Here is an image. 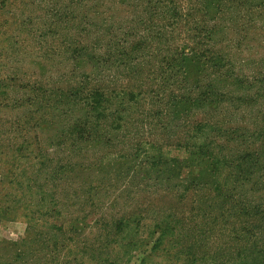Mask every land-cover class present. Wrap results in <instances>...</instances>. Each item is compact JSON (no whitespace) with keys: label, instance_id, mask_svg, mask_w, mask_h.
<instances>
[{"label":"rangeland","instance_id":"obj_1","mask_svg":"<svg viewBox=\"0 0 264 264\" xmlns=\"http://www.w3.org/2000/svg\"><path fill=\"white\" fill-rule=\"evenodd\" d=\"M134 1L82 0L85 9L87 8V14L81 21L85 28L81 39L78 40L79 30L74 31L75 27L70 24V19L64 18L68 10H78L76 2L70 4L68 0H0V208L4 209V214H2L4 218L0 220V264H7L10 259V264H46V260L48 264L52 263L54 256H45L42 252L41 256L45 258L40 260L32 249L33 247L36 249L40 243L42 245L39 236L42 238L55 232L53 220L51 221L48 216L41 214L33 215V219H30L25 215L28 210L7 211L6 207L29 205V209L31 208L32 211L36 208L43 210L42 203L38 206L37 197L43 198L45 202L54 192L53 186L58 192L56 196L60 202L58 205L62 207V212L56 213L58 216L56 218L60 219V216H64V219H67L69 216L71 222L76 221L80 230V235L77 236L80 239L79 242L87 241L88 243L89 250L85 252L86 262L83 264H140L142 258L147 264L224 263L210 261V257L215 250L219 249L220 253L225 250L226 239L221 238L220 230H214L213 223L207 218L208 216L203 218L205 225L199 223L201 212L199 214L198 212L202 211L204 206L207 207V211L216 212V202L211 203L210 196H208L210 206L208 201L205 205L200 201L202 195L199 192L205 194L207 188L198 191L199 194L193 197L191 195L194 193V187L197 186L188 184L193 191L188 190L187 196H182L179 199V189L175 192L178 195H171L168 191L162 190L167 184L175 185L181 181L173 180L161 183L155 181L154 178L144 181L147 180L146 174L140 171L137 176L138 182L135 180L130 184L127 182L122 184L123 181L118 179L115 186L110 187V198L106 200L104 207L92 209L90 206L76 205L77 200H74L76 179L69 175L70 172L66 174L64 172L70 161L73 164H89L97 161L99 157L114 159L116 153L130 152L132 146L129 143L126 146L125 141L134 143L136 138L145 140V149H150V145L147 143L152 139H158L163 145L168 140H166L167 135L164 134L162 127L167 129L166 134L168 135L170 134L169 129L178 127L176 131L181 133V135L179 134L180 137H183L181 141L186 140V128L192 123H224V127L232 125L234 130H236L234 126L239 125L241 128L238 129L241 134L248 130H254L253 125L257 124L254 122L259 121L255 115L260 110L264 111V95L262 93L254 94L259 89L258 83L253 87L246 86V84L244 88H226L227 82L218 79L212 80L214 77L212 69H209V72L204 69L196 79L195 71L197 72V69L201 68L199 62L202 61L193 55L188 57L190 60L185 58V61H180L174 66L180 47L184 43L190 45L192 43L191 39L185 40V34L179 38L178 36L174 37L168 31V46L161 55L159 50L162 46L150 42L148 48L139 49L138 55L135 57L137 61L135 60L133 65L125 67L126 65L120 66L118 62L117 64L115 62L117 46L112 49L111 35L121 37L124 32L135 31L137 12L140 13L143 8L142 6L136 7L133 4ZM73 4L76 5L75 8H71ZM133 32H131L129 41L135 43L139 41L141 35L138 30ZM256 33L258 34H252L249 37L250 40L244 43L247 49L233 50L232 48L230 50L225 49L224 45L218 46L223 51L230 52V55H235V60L240 63L238 71L245 69L242 70L244 76L256 75L253 74L255 70H259L260 66L264 64L260 61L252 62L264 58V29L261 34H259L260 30ZM213 36L217 40L231 39L233 34L230 30L218 31ZM253 39L262 41V44ZM98 40L102 41L98 42ZM78 41L80 46H87L88 51L85 55L79 56L77 52H72L78 47ZM123 50L122 45L120 51ZM90 51L94 53H88ZM103 53L112 54L113 60L109 65L104 66L90 57V54L95 57V55L101 56ZM136 54L137 51H132L133 56ZM78 61L84 62L81 64L82 67H74ZM169 61L172 63L168 64ZM74 70L90 77V80L86 81L87 84L84 85L86 91L98 88L100 83L108 89L116 86L117 97L115 95L113 100H110L112 104L109 105L108 111L104 109V105L107 108L108 106L106 103L102 104L103 100L100 103L103 107L97 111L95 106L91 105L96 99L100 100L99 92L92 93L89 98L84 95L85 102L78 101V106L67 104L70 107L68 108L59 105L61 111L58 107L56 109L58 105L52 107L51 111L44 109L48 106H45L47 99L54 101L60 97V93L63 95L68 88L66 84L70 81ZM177 75L178 78L174 79ZM247 79L249 80L250 77ZM195 83L197 87L192 89ZM211 86L216 87L215 90L222 92L223 96L217 97L215 100L214 97L204 96L207 94L206 90L213 89ZM230 89L231 91H229ZM44 92L47 95L42 100ZM120 92L122 94L119 96ZM129 92L141 94L130 101V96L125 95ZM234 94L244 97L248 95L249 99L240 103L230 102L228 97H233ZM171 96L185 101L184 103L191 99V104H197L190 106L189 103L188 105L180 103L179 107L172 109V104L168 102L173 100ZM192 100L197 102H192ZM212 101L218 103L219 106L216 109ZM39 102L42 104L41 108L38 106ZM125 102H128L129 105H126ZM130 106L132 111L129 110ZM66 109L68 112L65 111ZM173 112L176 113V118L175 116L171 118ZM100 113L107 115V118L102 117V122H100L102 120L99 117ZM47 119H52L59 124L53 127L52 124H48L50 122ZM96 122H100L101 127H106L105 129L108 131L104 133V130L101 133V129L94 139L93 129H90V126ZM70 123H80L82 127L88 128L85 133L86 140L76 142L80 146L86 145L88 148L86 152L80 154L73 150L70 152L68 142H71L70 132L74 130L73 126H69ZM184 123L189 124L188 127H184ZM226 123L228 124L225 125ZM258 123L262 124L260 121ZM110 127H112L111 131ZM244 127L248 128L245 130ZM182 132H185V135ZM200 133L202 135L204 131H200ZM116 134H119L123 141L122 144H116ZM172 137L174 140L179 136L175 134ZM95 140H99V147L95 148L97 154L92 151L93 147H87ZM168 149L173 151L171 155L177 156L179 160L183 159L181 151H176L177 148L168 146ZM13 154L18 157L17 160L11 159ZM60 166L63 167L62 171L57 170ZM42 168L44 169L42 170ZM198 168L195 166V169ZM189 172L190 168L183 167L182 175ZM12 174L14 176H11ZM52 175H55L54 178ZM153 177L155 176L153 175ZM83 179L87 181L92 177L84 176ZM185 184L186 182L182 183V185ZM159 190L169 195L156 205L155 202L159 199V193H157ZM31 205L32 207H30ZM65 205L71 210L68 214ZM6 212L7 214H5ZM133 213H137L136 220L124 222L127 225V235L121 233L123 237L120 236L121 234H118L117 237L111 234L106 238H101L107 234L108 229L114 230L115 224H110L112 219H120L125 215L129 217ZM227 213H229L228 210L226 215ZM102 219L105 223H109L98 224L97 221H102ZM82 221H86L87 226L83 225ZM54 222L60 223L59 221ZM137 225L141 227L140 232L131 236V232ZM162 226L169 228L172 234L168 236L169 240L163 245L164 250L158 249L151 256H145L144 249H148L147 252L152 251V246L157 238L156 233L154 237H148L149 233L153 232L152 229L162 230ZM216 227L218 226L216 225ZM57 231L65 235L73 233L70 228L69 230L67 228L65 232ZM196 235H202V244H206L204 237L210 236L206 244L210 249L207 260L195 258V251L198 250L193 247L189 248L191 247L189 245L196 240L194 237ZM26 237L28 239L22 242ZM33 239H36V243L32 241ZM8 243L12 245L11 249L6 247ZM217 243H220V246ZM101 244L105 246V250L97 262L91 263L90 252L93 250V252H100ZM15 248L26 249L25 255H21L17 259L15 254L11 257L10 252H15ZM185 248L187 251L193 252V256H188ZM106 251L107 254H105ZM1 259L4 260L3 263H1ZM245 263L244 260L243 264Z\"/></svg>","mask_w":264,"mask_h":264},{"label":"trees","instance_id":"obj_2","mask_svg":"<svg viewBox=\"0 0 264 264\" xmlns=\"http://www.w3.org/2000/svg\"><path fill=\"white\" fill-rule=\"evenodd\" d=\"M68 2H70V4L72 2L78 4V10H68V13L64 15V18H67L68 20L70 19V24L75 27L74 31L79 30L77 38L80 40L82 37L81 34L85 28L81 21L87 14V8L85 9L82 0H68ZM133 4H135L136 7L142 6L143 8L140 10V13L137 12L135 23V31L138 30L141 35L138 39L139 41H136L135 43L129 41L131 32L133 31L124 32L121 37L118 35H111L112 39L110 43L113 46L112 49L117 46L115 62H118L120 66L126 65L125 67H130L133 65L139 49L142 50L148 48L147 46L150 42L158 43L162 46L159 50L161 55L163 50L168 46V31H170L174 37L178 36L179 38L185 34V40L191 39L192 43L191 45L189 43H184L182 46L180 45L181 47L180 50H178L179 52L177 53L174 66L180 61H185V58L190 60L188 57L193 55L202 61L199 62L201 68H198L197 72L195 71L196 79H198L199 75L203 73L204 69L208 72L209 69H212V72L214 73L212 80L215 81V79H218L219 81L227 82V85H225L226 88H244V85L246 84V86L253 87L258 83L259 89L254 94L260 95V93H262L264 95V64L263 66H260L259 70H255V73L253 74L256 75L244 76L242 70L245 69H240L238 71L240 63L235 60V55H230V52L227 53V51H223L218 47L224 45L225 49L230 50L232 48L233 50L247 49L244 46V43L247 42V40H250L249 37L252 34H258L256 33L258 30H260L259 34H261L264 29V0H135ZM73 5H71V8H75L76 5ZM229 30L232 31L233 34L231 39L217 40L213 36L214 33L218 31L222 32ZM109 33H111V31H109ZM114 40L117 42H114ZM253 40L262 44V41L259 39L260 42L255 39ZM101 41L102 40H98V42ZM77 44L78 47L73 49L72 52H77L79 56L85 55L88 51L87 46H80L79 41ZM122 45L124 50L120 51ZM257 46L259 47V45ZM107 48H109V46H107ZM132 51H137V54L133 56ZM88 53L94 52L90 51ZM106 53H103L101 56L95 55V57H92L90 54V57L105 66L109 65L113 60L112 54L109 53L106 55ZM256 53H259V51H256ZM79 61L74 67H80L81 64L84 63ZM172 61L174 60L172 59ZM172 61H169L168 64H171ZM258 61L264 62V58L252 62ZM174 66L172 67L174 68ZM78 72L79 71L77 70L73 71L70 81L66 84V87L68 86V88L63 95L60 93V97L54 99V101L46 98L47 103H45V106H48L44 109L51 111V109H53L52 107L55 105H58L56 106V109L57 107L59 109V105H64L68 108L70 107L67 104L70 106H78V101L86 100L84 95L89 98L92 93L99 92L98 95L100 100L96 99L93 104L91 103L92 107L95 106L94 108L96 111L99 108H102L103 106L100 103L101 100H103L102 104L106 103L108 106L107 108L104 105V109H107V111L109 110V105L111 106L112 104L110 100H113L116 95V86L112 89H108L100 83L98 88L86 91L84 85L87 84L86 81L90 80V77ZM248 77H250L249 80L247 79ZM177 78L178 75L174 79ZM163 79L165 81V78ZM196 87L195 83L192 89H195ZM211 87L213 89L206 90L207 94L204 96H209V98L214 97V100L215 98L217 99V97L223 96L222 92L215 90L216 87ZM231 89L229 91H231ZM120 94L122 93L120 92L119 96ZM140 94L141 93L137 94L135 92H129L125 95H129V100L131 101L137 98ZM45 95L47 94L44 92V96L42 95L41 97L42 100L45 99ZM171 97L173 100H169L168 102L172 104V109L174 107H179L180 103L185 102L181 101V99H176L173 96ZM248 97V95L244 97L241 95L236 96L234 94L233 97H228V99L230 102L240 103L249 99ZM192 102L197 101L192 100ZM212 102L214 103V101ZM125 103L126 105H129L128 102ZM188 103L190 106H195L197 104H191L190 99L183 105H188ZM214 104L216 109L219 105L217 102ZM38 106L41 108V102L38 103ZM59 110L61 111V109ZM129 110L132 111L131 106ZM65 111L68 112L67 109ZM103 114L104 113H100L99 117H101V119L102 117L107 116ZM174 116L175 118L177 116L175 112H173L171 118ZM255 117H258L262 124H259V121L256 120L254 123L257 124L253 125L254 130H248L241 134L238 129L241 128L239 125H235L234 127L236 130H234L232 125H229L227 128L224 127V123H192L189 127V124L184 123L183 126L188 127L185 131V141H181V138L183 137H180L181 133L176 131L178 127L169 129V135L166 134L167 129L162 127L164 134L167 135L166 140H168L166 141L167 143L164 142L163 145L160 144L158 139H152V141L147 143L150 145V149H145V140L136 138L134 143L132 141H125L126 146L128 143L132 146L130 152L116 153V158L114 159H102L99 157L97 161L89 164H73V162L70 161L64 172L65 174L70 172L69 175L71 177L74 176L76 179V195L74 196V200H77L76 205H81V207L86 205L90 206L92 209H102L106 200H109L110 198V187L115 186L118 179L123 181L122 184H126V182L130 184L135 180L137 181V176L140 171L146 174L147 180L142 178L144 181H149L152 178L161 183H167L173 180L181 181L179 184H172L173 186L167 184L162 190L168 191L171 195H178L175 194V192L179 189V199H181L182 196H187L188 190L193 191L192 188H189L188 184H191V186L194 184L197 187H194V193H192L191 196L194 197L200 193V195H202L200 201H202L203 205L207 204V201L209 205L208 196L212 198L211 203L213 201L216 202L215 213L207 211V207L205 206L202 211L199 210L198 214L201 212L200 225H205L203 218L208 216L207 218L213 223L214 230H220L221 238L226 239L224 244L225 250H223L222 253L218 252L219 249L217 251L215 250L210 257V261L224 262L227 264H243L245 260V264H264V111H258V114L255 115ZM75 120L77 121L78 119ZM47 121L50 122L48 124H52L53 127H56L59 124L52 119H47ZM102 121L103 119L100 120V122ZM100 122L93 123L90 126V129H93L94 139L101 132V129V133H103L104 130V133H107L108 131V129H105L106 127H101ZM227 124L228 123L225 125ZM69 126H73L74 128V130L70 132V136H72V139L70 140L71 142H68L70 152L71 150L79 154L86 152L88 150L86 145L80 146L76 144V142L86 140L87 137L85 133L88 128L84 126L82 127L80 123H70ZM77 128H79V130L76 131ZM111 128L112 127L109 129L110 131ZM244 128L246 130L248 127ZM200 131H204V134L202 133L201 135ZM185 132H182V134L185 135ZM175 134H178L179 137L178 139L172 140V136ZM122 142L119 134H116V144H122ZM98 144L99 140H95L93 144H88L87 147H93L92 151L97 154L95 148L99 147ZM168 146L177 148L176 151H181L183 159L179 160L177 156L171 155V152L173 151L168 149ZM149 153L150 155H148ZM13 157L11 159H18L15 154H13ZM195 166L199 168L195 169ZM183 167L190 168V172L182 175ZM43 169L44 168H42V170ZM57 170L62 171L63 167L60 166ZM153 175L155 177H153ZM11 176H14V174ZM52 176L54 178L55 175ZM84 176L88 178L92 177V179L84 181ZM183 182H186V184L182 185ZM53 189L55 193L53 192L49 195L45 202L43 201V198L37 197L38 206L42 203L45 212H43L42 208H36V210L32 211L31 208L29 209V205H23L22 207L20 205H10L7 206L6 209L7 211H15L17 209L28 210L25 215L30 219H33V215L38 216L41 214L43 216H48L51 221L53 220L52 224L55 225V232L51 235H45L42 238L39 236L38 238L41 239L43 247L39 241L40 245L36 249H34V247L32 249V251L34 250L35 254L39 256L38 258L40 260L45 258L41 256L44 254L45 256H54L52 263L49 264H83L86 262L85 252H88L89 250L88 243L87 241L79 242L80 239L77 238V236L80 235V230L76 225V221L71 222L69 216H67L68 222L67 219H64V216H60V219L56 218L58 217L56 213H61L62 207L58 205L60 202L56 198L58 192L55 186H53ZM204 189H206L205 191L207 193H197ZM157 193H159V199L155 202L156 205L169 195L160 192V190ZM30 207H32V205ZM65 209L67 214L70 213L71 210L67 208L66 205ZM3 210V208H0V220L4 218L2 215L4 214ZM80 210L84 212L82 208H80ZM227 210L229 213L226 215ZM5 214H7V212ZM28 214H31L32 216ZM136 216L137 213H133V215L129 217L125 215L120 219H112L110 224H115V227H113L114 230L110 231V229H108L107 234L101 238H106V236L111 234L116 235L117 237L118 234L121 233L127 235V225H125L124 222L135 221ZM100 218L103 217L100 216ZM54 221H59L60 223H55ZM81 223L85 226L88 224L86 221H82ZM97 223L108 224L109 222L105 223L104 219H102V221H97ZM216 225L218 227H216ZM163 226L162 230L160 229L156 231L152 229L153 232L149 233L148 237H154V234L156 233L157 238L152 246V251L147 252L148 249H144L145 256H151L152 253L158 249L164 250L163 245L169 240L168 236L172 234L169 228H164ZM67 228L68 230L69 228L72 230L71 232H73V235H65L57 231L61 230L62 232H65ZM134 228L133 232L130 231L132 233L131 236H133V234L137 235L141 229L139 225ZM202 235L194 236L196 240L189 245L191 246L189 248L193 247L198 250L197 252L195 251V258H203L207 260V255L208 252L210 253V249L206 244L210 236L208 237L204 235L206 244H202ZM120 236L123 237V234ZM27 239L28 237L23 239L22 242H25ZM225 239L222 240L224 241ZM32 241L36 243V239H33ZM217 245L220 246V243H217ZM10 246H12L10 243L6 245L8 249H11ZM100 246L102 247L100 248V252H93L94 250L91 252L89 251L92 260L91 263L97 262L101 257L103 250H105L103 244ZM185 250L188 256H193V252L190 250L187 251V248H185ZM25 251L26 249L15 248V252L12 251L10 254L11 257L15 254L17 259L21 255H25ZM42 252L44 253L42 254ZM105 254H107V251ZM222 254L224 257H222ZM10 261L11 259L9 262ZM3 262L4 260L1 259V263ZM9 262H7V264H10ZM46 264H48L47 260ZM140 264H147L144 258H142V263Z\"/></svg>","mask_w":264,"mask_h":264}]
</instances>
